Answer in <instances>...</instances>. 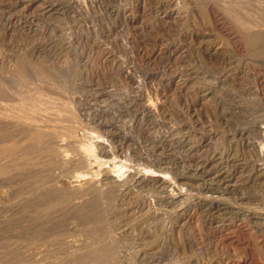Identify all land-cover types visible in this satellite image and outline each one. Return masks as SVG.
Returning a JSON list of instances; mask_svg holds the SVG:
<instances>
[{
  "label": "rangeland",
  "instance_id": "rangeland-1",
  "mask_svg": "<svg viewBox=\"0 0 264 264\" xmlns=\"http://www.w3.org/2000/svg\"><path fill=\"white\" fill-rule=\"evenodd\" d=\"M161 1L152 0V15H145L141 10L150 0H0V76L3 77H0L3 79L0 85L12 98L16 97L11 107L26 103L25 108L29 107L26 109L30 111L36 100L42 103L38 97L46 94V103L45 100V104L36 102L32 109L43 108L39 111L41 114L47 108L59 113L68 112L66 109L73 112L77 123L82 122V125L78 123L74 138L81 139L83 144H93L95 151L89 156L91 161L97 159H93L95 155L103 157L102 165L107 168L112 165L109 169H115L114 173L121 170L119 178L125 179L132 172L149 176L166 173L168 189L172 187V192H181L178 198L169 200L156 182L139 185L132 182L128 190L114 189L109 227L116 241L117 256L107 264H264V224L256 218L258 216L248 213V209L253 212L264 209V147L259 151L260 139L264 137V78H261L264 77V58L249 57L241 40L250 21V30L264 31V9H261L264 0H180L182 12L175 17L173 8L166 6L170 0ZM156 6L159 12H155ZM249 10L253 12L250 15ZM254 14H257L256 19ZM214 49L225 51L226 56L233 55L236 60L224 64L226 69L214 55ZM19 63L30 65V68L24 66L23 74L27 73L29 79L16 74L17 67H14ZM165 73L172 77L169 75V79ZM46 74L48 83L41 78ZM196 74V79L191 78ZM5 102L1 105L0 101V113L8 107ZM151 102L156 107L150 105ZM56 103L63 106L58 107ZM103 146L108 147L110 158L103 154ZM106 159L109 160L106 162ZM115 160L123 161L120 162L122 168H113L112 161L118 164ZM93 176L100 183L105 174L96 171ZM12 187L0 185V205L5 203L4 208L0 206L4 209L0 208V212L9 216L16 215V209L8 204L11 198H5L4 190L12 191ZM199 195L213 202H201ZM102 196L105 194L101 195V200L108 201L107 196ZM66 217L59 226L60 237L66 241L64 245H68L66 248L71 250L82 241L83 246L90 245L87 224L83 223L82 231L78 219ZM16 246L11 242L10 254L18 251ZM33 246L29 244L24 255L10 262L44 264L50 260L42 255L43 246L36 249ZM31 249L33 252L29 251ZM0 251V264H4L6 249L0 247Z\"/></svg>",
  "mask_w": 264,
  "mask_h": 264
},
{
  "label": "bare ground",
  "instance_id": "bare-ground-1",
  "mask_svg": "<svg viewBox=\"0 0 264 264\" xmlns=\"http://www.w3.org/2000/svg\"><path fill=\"white\" fill-rule=\"evenodd\" d=\"M26 1V0H25ZM35 1V0H34ZM46 1V0H45ZM70 1V0H69ZM86 1V0H85ZM102 1V0H101ZM114 1V0H113ZM124 1V0H123ZM169 1V0H167ZM192 1V0H191ZM237 1V0H236ZM240 1V0H239ZM248 1V0H247ZM49 2V1H48ZM135 2V1H134ZM166 2V1H164ZM171 2V1H170ZM252 2V1H251ZM261 2V1H260ZM47 3V2H46ZM119 3V2H118ZM132 3V2H131ZM238 5L242 7V3L237 2ZM264 3V2H263ZM79 4V3H78ZM103 4V3H102ZM228 4V3H227ZM234 4V3H233ZM251 4V3H250ZM254 3H252L253 6ZM256 4V2H255ZM68 5V4H67ZM158 5V4H157ZM166 5V3H165ZM164 6H171V3H167V5ZM194 5V4H193ZM259 5V4H258ZM255 5V6H258ZM263 5V4H262ZM59 6V5H58ZM75 6V5H73ZM131 6V5H130ZM162 6V7H163ZM240 6L238 8H240ZM248 6V5H247ZM260 6V5H259ZM128 7V6H127ZM232 7V4H231ZM243 6L242 8H244ZM62 8V7H61ZM92 8V7H91ZM131 8V7H130ZM168 8V7H167ZM184 8V7H183ZM234 8V7H233ZM236 8V7H235ZM234 8V9H235ZM246 8V7H245ZM172 8H170L171 10ZM255 9V8H254ZM258 9V8H256ZM260 9V7H259ZM258 9V11H259ZM262 10L264 8H261ZM260 9V10H261ZM22 10V9H21ZM90 10V9H89ZM127 10V9H126ZM233 10V9H231ZM237 11L239 9H236ZM235 10V11H236ZM243 10V9H242ZM246 10V9H245ZM248 10V9H247ZM252 10V9H250ZM249 10V11H250ZM106 11V10H105ZM117 11V10H116ZM163 11V10H162ZM168 11V10H167ZM164 10L163 12H167ZM234 11V10H233ZM237 15H239V11L237 12ZM253 11V10H252ZM250 11L249 15L253 12ZM264 11V10H263ZM262 11V13H264ZM45 12V11H44ZM68 12V11H67ZM78 12V11H77ZM173 12V11H172ZM171 12V13H172ZM182 12V11H181ZM20 13V12H19ZM66 13V12H65ZM72 13V12H71ZM75 13V12H74ZM96 13V12H95ZM133 14V12H131ZM218 13V12H217ZM257 13V11L255 12ZM261 13V12H260ZM4 14V13H3ZM35 14V13H34ZM39 15V13H37ZM49 14V13H48ZM70 14V13H69ZM115 14V13H114ZM186 14V13H185ZM258 14V13H257ZM257 14H254L257 15ZM43 15V14H42ZM41 15V16H42ZM63 15V14H62ZM61 15V16H62ZM76 15V14H75ZM166 15V14H165ZM242 15V13H241ZM3 16V15H2ZM52 16V15H51ZM133 16V15H132ZM164 16V15H163ZM244 16V14H243ZM261 16V15H260ZM259 16V17H260ZM4 17V16H3ZM117 17V16H116ZM249 17V16H247ZM246 17V20H248ZM251 17V16H250ZM253 17V16H252ZM251 17V18H252ZM257 16L253 17L256 19ZM9 18V17H8ZM46 18V17H45ZM67 18V17H66ZM81 18V17H80ZM101 18V17H100ZM112 18V17H111ZM6 19V18H5ZM39 19V18H38ZM86 19V18H85ZM262 17H260V20ZM1 20V19H0ZM80 20V19H79ZM91 20V19H90ZM244 20V19H243ZM246 20H244L246 22ZM254 20V19H253ZM7 21V20H6ZM17 21V20H16ZM51 21V20H50ZM58 21V20H57ZM115 21V20H114ZM129 21V20H128ZM187 21V20H186ZM256 21V20H255ZM259 21V20H258ZM263 24L264 20L262 19ZM35 22V21H34ZM94 22V21H93ZM106 22V21H105ZM229 22V21H228ZM238 23V22H237ZM244 23V22H243ZM249 23V22H248ZM252 24V22L250 21ZM261 23V22H260ZM48 24V23H47ZM235 24V23H234ZM241 23H238V25ZM246 24V23H245ZM247 26L243 32L244 34L241 35V40H243V47L247 52V55L249 57L255 58H261V60L264 58V31H252L249 28L250 25ZM15 25V24H14ZM35 25V24H34ZM77 25V24H76ZM83 25V24H82ZM184 25V24H183ZM248 25V24H247ZM258 26V24L256 23ZM255 25V26H256ZM261 25V24H260ZM50 26V25H49ZM128 26V25H127ZM246 26V25H245ZM9 27V26H8ZM108 27V26H107ZM262 27V26H261ZM30 28V27H29ZM128 28V27H127ZM133 28V27H132ZM238 28V27H237ZM263 28V27H262ZM261 28V29H262ZM2 29V28H1ZM87 29V28H86ZM171 29V27H170ZM178 29V28H177ZM236 29V28H235ZM256 29V27H255ZM264 29V28H263ZM100 30V29H99ZM159 30V29H158ZM191 30V29H190ZM239 30V29H238ZM237 30V31H238ZM242 30V29H241ZM259 30V29H258ZM1 31V30H0ZM240 31V30H239ZM4 32V31H3ZM189 32V31H188ZM230 32V31H229ZM184 33V32H183ZM241 33V32H239ZM1 34V33H0ZM124 34V33H122ZM236 34V33H235ZM240 35V34H239ZM162 36V35H161ZM166 36V35H165ZM75 37V36H74ZM239 37V36H238ZM52 38V37H51ZM79 39V38H78ZM82 40V39H81ZM96 40V39H95ZM173 40V39H172ZM240 40V41H241ZM58 41V40H57ZM71 41V39H70ZM77 41V40H76ZM171 41V40H170ZM213 41V40H212ZM81 42V41H80ZM190 42V41H189ZM201 42V41H200ZM84 43V42H83ZM82 43V44H83ZM102 43V42H101ZM183 44V43H182ZM200 44V43H199ZM198 44V45H199ZM221 44V43H220ZM50 45V44H49ZM75 45V44H74ZM163 45V44H162ZM67 46V45H66ZM85 47V45H83ZM109 46V45H108ZM137 46V45H136ZM226 46V45H225ZM199 47V46H198ZM217 47V46H216ZM224 47V45L222 46ZM241 47V46H240ZM197 48V47H196ZM57 49V48H56ZM76 49V48H75ZM193 49V48H192ZM201 49V48H200ZM220 49V48H219ZM226 49V48H225ZM96 50V49H95ZM129 50V49H128ZM232 50V49H231ZM176 51V50H175ZM237 51V50H236ZM227 52V51H226ZM230 52V51H228ZM231 53V52H230ZM214 55L219 58V62L224 64H230L234 62L232 56L225 55V51H217L214 49ZM246 55V56H247ZM214 56V57H215ZM168 57V56H167ZM190 57V56H189ZM235 57V56H233ZM188 59V58H187ZM249 59V58H246ZM22 59H19V61ZM24 60V59H23ZM105 60V59H104ZM203 60V59H202ZM252 60V58H251ZM26 61V60H25ZM170 59L168 60V62ZM192 61V60H191ZM199 61V60H198ZM217 61V62H218ZM238 61V60H237ZM24 62V61H23ZM34 62V61H33ZM190 62V61H189ZM194 62V61H193ZM248 62V61H247ZM254 62V61H253ZM252 62V63H253ZM18 63V62H17ZM27 63H29L27 61ZM31 63V62H30ZM29 63V64H30ZM238 63V62H237ZM19 63L18 66L15 65L16 74L22 75V77H26L25 73V67L30 65H26V63ZM33 64V63H32ZM31 64V65H32ZM35 64V63H34ZM202 64V63H201ZM211 64V63H210ZM217 64V63H216ZM236 64V62H235ZM234 64V65H235ZM251 64V63H250ZM254 64V63H253ZM258 64V63H257ZM62 65V64H61ZM233 65V64H232ZM238 65V64H237ZM25 66V67H24ZM35 66V65H34ZM82 66V65H81ZM149 66V65H148ZM173 66V65H172ZM188 66V65H187ZM219 66V65H218ZM227 69L226 65H224ZM230 66V65H229ZM228 66V67H229ZM242 66V65H241ZM251 66V65H250ZM258 66V65H257ZM236 67V66H235ZM238 67V66H237ZM259 67V66H258ZM37 68V67H36ZM224 68V69H225ZM232 68V67H230ZM39 68H37V74ZM69 69V68H68ZM238 69V68H236ZM251 69V67H250ZM254 69V68H253ZM233 71L232 69H230ZM235 70V69H234ZM241 70V69H240ZM239 70V71H240ZM4 71V70H3ZM41 71V70H40ZM48 71V70H47ZM50 71V70H49ZM170 71V70H169ZM245 71V69H243ZM252 71V70H251ZM250 71V72H251ZM32 72V71H31ZM43 72V71H42ZM213 72V71H212ZM221 72V71H220ZM236 72V71H235ZM249 72V71H248ZM258 72V71H257ZM7 73V71H6ZM49 73V72H48ZM181 73V71H180ZM184 73V72H183ZM194 73V72H193ZM223 73V72H222ZM230 74V72H228ZM234 73V71H233ZM244 73V72H243ZM247 73V72H246ZM261 73V72H260ZM264 73V72H263ZM261 73V74H263ZM1 74V73H0ZM32 74L34 75L35 72ZM56 74V73H55ZM72 74V73H70ZM167 74V73H165ZM185 74V73H184ZM191 74V73H190ZM227 74V73H226ZM228 74V76H229ZM252 74V73H251ZM255 74V73H254ZM257 74V73H256ZM259 74V72H258ZM9 75V74H8ZM36 75V74H35ZM37 79V76H35ZM45 75H39L44 78H42V81H45L47 79ZM168 75V74H167ZM166 75V76H167ZM171 75V74H169ZM167 76L168 78L170 76ZM218 75V74H217ZM244 75V74H243ZM253 75V74H252ZM32 76V75H31ZM174 76V75H173ZM183 76V75H180ZM187 77V75H184ZM207 76V75H206ZM223 76V75H222ZM234 76V75H233ZM233 76L231 78V81L233 79ZM236 76V75H235ZM246 76V75H244ZM251 76V75H250ZM247 75V77H250ZM258 76V75H257ZM256 75L254 77H257ZM2 77V76H0ZM21 77V76H20ZM172 77V75H171ZM189 77V75H188ZM192 77H198L197 74ZM224 77V76H223ZM237 77V76H236ZM246 77V78H247ZM253 77V76H251ZM253 77V78H254ZM261 77V76H260ZM3 78V77H2ZM16 78V77H15ZM19 78V76H18ZM17 78V79H18ZM49 78V76H48ZM228 78V77H227ZM238 78H240L238 76ZM234 77L235 79H238ZM245 78V77H243ZM262 79L264 77H261ZM1 79V78H0ZM26 79H29L26 77ZM35 79V78H34ZM35 79V81H36ZM44 79V80H43ZM170 79V78H169ZM196 79V78H195ZM205 79V78H204ZM222 79V78H221ZM251 79V78H248ZM3 81V79H1ZM22 80V79H21ZM25 80V79H24ZM40 80V78H39ZM182 80V79H181ZM184 80V79H183ZM240 80V79H239ZM256 80V79H255ZM1 81V83H2ZM8 81V80H7ZM28 81V80H25ZM38 81V80H37ZM97 81V80H96ZM143 81V80H142ZM168 81V80H167ZM171 81V80H170ZM169 81V82H170ZM213 81V80H212ZM230 81V82H231ZM241 81V80H240ZM247 81V80H246ZM46 82V81H45ZM98 82V81H97ZM179 82V81H178ZM222 82V81H221ZM227 82V81H226ZM244 82V81H243ZM26 83V82H23ZM30 83V82H29ZM37 83V82H36ZM48 83V82H46ZM213 83V82H212ZM216 83V82H215ZM237 83V81L235 82ZM258 83V81H257ZM28 84V82L26 83ZM88 84V83H87ZM97 84V83H96ZM143 84V83H142ZM147 84V83H146ZM208 84V83H207ZM239 84V83H238ZM241 84V82H240ZM260 84V83H259ZM258 84V85H259ZM2 85V84H1ZM0 85V101L2 105V101H6L5 103H8V107H6L5 112L0 113V185L8 186L14 188L12 191L4 190L5 198L10 197L11 201L8 203L9 205L15 207L16 209V215L9 216L7 214H3L0 212V247L6 249L5 254V261L4 264H28L27 262H10L11 259H17L20 258L21 255H24V251L27 250V246L29 244L35 245L36 247L43 246L41 248L42 255H45L50 258V264H107L111 260L116 258V241L115 238L112 237L110 233V220H109V214L111 212V198L112 196H115L112 194L113 190L120 187V189H129L130 184L136 183V184H148L156 182L164 190V194H166L165 197H167L169 200H175L181 195L180 191H174L172 192L171 188H169V182L165 180L164 174L166 173H155L151 174V176L132 172L129 173L128 177L125 179H122L121 177V170L115 169H109L112 165L108 166V168L105 165H102V162H104V158L99 156H93L97 157V159L94 161H91L90 155H92L93 150V144H83V141L77 140L74 138L75 132L78 127V118L76 120V115H74L73 112H69V110L66 109L65 113H59L55 112L53 110H48L44 113H40V109H32L34 104L40 103L36 100L32 101L33 103L32 107L29 104L28 106L31 107V110H29V107L26 109V103L25 106H22L23 104L17 105V107H11V105H15L14 100L15 98H12L4 86ZM6 85V84H3ZM9 87V84H7ZM31 85V84H30ZM84 85V84H83ZM155 85V84H154ZM195 85V84H194ZM199 85V84H198ZM242 85V84H241ZM139 86V85H138ZM151 86V85H150ZM173 86V85H172ZM237 86V85H236ZM240 86V85H238ZM243 86V85H242ZM47 86H45L46 88ZM222 87V86H221ZM245 87V86H244ZM263 87V86H262ZM261 87V88H262ZM11 86V90H12ZM20 88V87H19ZM18 88V89H19ZM144 88V87H143ZM150 88V87H149ZM155 88V87H154ZM201 88V86H200ZM207 88V87H206ZM264 88V87H263ZM41 89V88H40ZM61 89V88H60ZM212 89V88H211ZM21 90V89H20ZM30 90V89H29ZM39 90V89H38ZM57 90V87H56ZM59 90V89H58ZM77 90V89H76ZM202 90V89H201ZM208 90V89H207ZM264 90V89H263ZM262 90V91H263ZM17 91V90H16ZM37 91V90H36ZM140 91V89H139ZM146 91V90H145ZM211 92V90H209ZM215 91V90H214ZM13 92V91H12ZM30 92V91H29ZM32 92V91H31ZM30 92V93H31ZM62 92V91H61ZM60 92V93H61ZM152 92V91H151ZM259 92V91H258ZM261 92V91H260ZM10 93V92H9ZM15 93V92H13ZM18 93V92H16ZM20 93V92H19ZM40 93L41 92H36ZM73 93V91L71 92ZM104 93V92H103ZM153 93V92H152ZM158 93V92H157ZM180 93V92H179ZM191 93V92H190ZM206 93V92H205ZM236 93V92H235ZM45 94V93H44ZM143 94V93H142ZM164 94V93H163ZM223 94V93H222ZM262 94V93H261ZM19 95V94H18ZM46 95V94H45ZM41 96L38 94L37 96H40L38 98L42 99V103L44 102V96ZM239 95V94H238ZM13 96V95H12ZM23 96V94H22ZM66 96V95H65ZM72 96V95H71ZM79 96V95H78ZM136 96V95H135ZM154 96V95H153ZM167 96V95H166ZM186 96V95H185ZM201 96V95H200ZM260 96V95H259ZM18 97V96H17ZM43 97V98H41ZM52 97V95H51ZM84 97V96H83ZM239 97V96H238ZM264 97V95H263ZM27 98L25 96V102L27 101ZM47 100V96L45 97ZM54 98V97H53ZM131 98V97H130ZM202 98V97H201ZM244 98V97H243ZM51 99V98H50ZM59 99V98H58ZM57 99V100H58ZM155 99V98H154ZM207 99V98H206ZM211 99V96H210ZM230 99V98H229ZM19 99H17L18 101ZM45 100V103H46ZM55 100V98H54ZM61 100V99H60ZM59 100V101H60ZM158 100V99H157ZM217 99L215 98V101ZM242 100V99H241ZM263 100V99H262ZM23 101V100H22ZM51 101V100H50ZM69 101V100H68ZM131 101V100H130ZM137 101V100H135ZM204 101V100H203ZM237 101V100H235ZM240 101V100H239ZM28 102V101H27ZM49 102V101H48ZM53 102V101H52ZM56 102V101H54ZM53 102V103H54ZM62 101H60L61 103ZM90 102V101H89ZM150 102V101H149ZM148 102V103H149ZM157 102V101H156ZM19 103V102H16ZM40 103V104H42ZM43 103V104H45ZM59 103V102H58ZM63 103V102H62ZM65 103V102H64ZM94 103V102H93ZM146 103V102H145ZM152 103V102H151ZM217 102H214V104ZM239 103V102H238ZM32 104V103H31ZM49 104V103H48ZM236 103H234L235 105ZM242 104V103H240ZM247 104V103H246ZM264 104V103H263ZM3 105H5L3 103ZM37 105V104H36ZM56 105H58L56 103ZM66 105V104H65ZM64 105V107H65ZM76 105V104H75ZM153 106V103L150 104ZM149 105V106H150ZM166 105V104H165ZM221 105V104H220ZM63 105H58V107H61ZM80 106V105H79ZM86 106V105H85ZM148 106V107H149ZM155 106V105H154ZM153 106V107H154ZM180 106V105H179ZM240 106V105H239ZM245 106V105H244ZM261 106V105H260ZM1 107V106H0ZM67 107V105H66ZM137 107V106H136ZM156 107V106H155ZM238 107V106H237ZM242 107V106H241ZM57 108V107H56ZM63 108V107H62ZM70 108V107H68ZM75 108V107H74ZM104 108V107H103ZM168 108V107H166ZM235 108V107H234ZM243 108V107H242ZM247 108V107H246ZM261 108V107H260ZM155 109V108H154ZM187 109V108H186ZM245 109V108H244ZM244 109L242 111H244ZM249 108H247L248 110ZM58 110V109H57ZM137 110V109H136ZM157 110V109H156ZM168 110V109H167ZM174 110V109H173ZM241 110V109H239ZM2 111V110H0ZM4 111V110H3ZM40 111V112H39ZM43 111V110H42ZM58 111H61V108H59ZM74 111V110H73ZM78 111V110H77ZM90 111V110H89ZM95 111V110H94ZM105 111V110H104ZM177 111V110H176ZM187 111V110H186ZM261 111V110H260ZM64 112V111H63ZM143 112V111H142ZM156 112V111H155ZM163 112V111H162ZM237 112V111H236ZM239 112V111H238ZM237 114H242L238 113ZM241 112V111H240ZM246 112V110L244 111ZM250 112V111H248ZM252 112V111H251ZM256 112V111H255ZM253 112V113H255ZM79 113V112H78ZM77 113V114H78ZM135 113V112H134ZM184 113V112H183ZM187 113V112H186ZM192 113V112H191ZM222 113V112H221ZM259 113V111H257ZM256 113V114H257ZM262 113V111H261ZM137 114V113H136ZM148 114V113H147ZM228 114V113H227ZM249 114V113H248ZM247 115V114H246ZM253 116L255 114H252ZM76 116V117H75ZM82 116V115H81ZM143 116V115H142ZM167 116V115H166ZM234 116V115H233ZM105 117V116H104ZM174 117V116H173ZM229 117V116H228ZM232 117V116H231ZM244 117V116H243ZM263 117V116H262ZM81 118V117H80ZM142 118V117H141ZM172 118V117H171ZM157 119V117H156ZM173 119V118H172ZM97 120V119H96ZM99 120V119H98ZM140 120V119H139ZM154 120V119H153ZM171 120V119H170ZM217 120V119H216ZM157 121V120H156ZM172 121V120H171ZM176 121V119H175ZM106 122V120H105ZM135 122V121H134ZM138 122V121H137ZM174 122V121H173ZM80 123L81 120H80ZM79 123V124H80ZM146 123V122H145ZM172 123V122H171ZM176 123V122H175ZM178 123V122H177ZM260 123V122H259ZM85 124V123H84ZM137 124V123H136ZM151 124V123H149ZM82 125V124H80ZM134 125V124H133ZM176 125V124H175ZM114 126V125H113ZM135 126V125H134ZM138 126V125H137ZM148 126V125H147ZM227 126V125H226ZM85 127V126H84ZM97 127V126H96ZM118 127V126H117ZM116 127V128H117ZM182 127V126H181ZM191 127V126H190ZM95 128V127H94ZM106 128V127H105ZM212 128V127H211ZM210 128V129H211ZM228 128V127H227ZM95 130V129H94ZM99 130V129H98ZM172 130V129H171ZM197 130V129H196ZM258 130V129H257ZM116 131V130H115ZM201 131V130H200ZM259 131L261 132L262 129ZM258 131V132H259ZM144 132V131H143ZM149 132V131H148ZM264 132V131H263ZM91 133V132H90ZM116 133V132H115ZM205 133V132H204ZM262 134V133H261ZM65 135V136H64ZM85 135V134H84ZM88 135V134H87ZM116 135V134H115ZM150 135V134H149ZM241 135V134H240ZM90 136V135H89ZM103 136V135H102ZM194 136V135H193ZM197 136V135H196ZM257 136V135H255ZM264 136V135H262ZM99 137V136H98ZM114 137V136H113ZM154 137V136H153ZM97 138V137H96ZM95 138V139H96ZM155 138V137H154ZM193 138V137H192ZM261 138V137H260ZM88 139V138H87ZM209 139V138H208ZM229 139V138H228ZM83 140V138H82ZM100 140V139H99ZM158 140V139H157ZM233 140V139H232ZM259 142V151L263 150L264 147V137L260 139ZM90 141V140H89ZM214 141V140H213ZM160 142V141H159ZM171 142V141H170ZM233 143V142H232ZM112 144V143H111ZM192 144V143H191ZM190 144V145H191ZM195 144V143H194ZM202 144V143H201ZM96 145V144H94ZM114 145V144H113ZM112 145V146H113ZM99 146V144H98ZM102 146V145H101ZM151 146V145H150ZM168 146V145H167ZM209 146V145H208ZM258 145L256 144V147ZM175 147V146H174ZM180 147V146H179ZM103 148V154L105 156L110 155V151L105 148ZM229 148V147H228ZM98 149V148H97ZM124 149V148H123ZM176 149V148H175ZM235 149V148H234ZM233 149V151H234ZM242 149V148H241ZM246 149V148H245ZM251 149V148H250ZM101 150V149H100ZM252 150V149H251ZM115 151V149H114ZM121 151V150H120ZM200 151V150H199ZM227 151V150H226ZM229 151V150H228ZM101 152V151H100ZM206 152V151H205ZM237 153V152H236ZM245 153V152H244ZM113 154V153H112ZM161 154V153H160ZM235 152L233 153V155ZM250 154V153H249ZM260 154V153H259ZM258 154V155H259ZM175 155V154H174ZM262 155V154H261ZM124 156V155H123ZM181 156V155H180ZM231 156V155H230ZM114 157V155H113ZM133 157V156H132ZM137 157V156H136ZM158 157V156H157ZM184 157V156H183ZM264 157V156H263ZM110 158V157H109ZM121 158V157H120ZM239 158V157H238ZM92 159V160H93ZM114 159V158H113ZM175 159V158H174ZM109 159H106V162ZM111 160V159H110ZM120 160V159H119ZM115 160L118 161L113 162V168H122V165L120 162H123L122 160ZM157 160V159H156ZM164 160V159H163ZM145 161V160H144ZM183 161V160H182ZM249 161V160H248ZM149 162V161H148ZM160 162V161H159ZM126 163V162H125ZM135 163V162H134ZM152 163V162H151ZM237 163H239L237 161ZM248 163V162H247ZM254 163V162H253ZM120 164V165H119ZM145 164V163H144ZM150 164V163H149ZM148 164V165H149ZM175 164V163H174ZM236 164V163H232ZM241 164V163H240ZM264 164V163H263ZM179 165V163H178ZM215 165V164H214ZM238 165V164H237ZM129 166V165H128ZM146 166V165H145ZM235 165H233L234 167ZM242 166V165H241ZM240 166V167H241ZM83 167L85 168L83 169ZM166 167V166H165ZM195 167V166H194ZM94 168V169H93ZM129 168V167H128ZM127 168V169H128ZM189 168V167H188ZM211 166L209 167L210 170ZM261 168V167H260ZM97 169V170H96ZM137 169V168H136ZM158 169V168H157ZM160 169V168H159ZM201 169V168H200ZM203 169V168H202ZM215 169V168H214ZM232 169V168H231ZM264 169V167H263ZM96 171H103L105 174V177L101 180L99 183L94 176L93 172ZM128 171V170H126ZM138 171V170H137ZM165 171V170H164ZM201 171V170H200ZM198 171V173L200 172ZM264 171V170H263ZM139 172V171H138ZM142 172V171H141ZM154 172V171H153ZM161 172V170H160ZM184 172V171H183ZM187 172V171H186ZM124 173V172H123ZM192 173V172H190ZM150 174V173H149ZM188 174V173H187ZM194 174V173H193ZM204 174V173H203ZM259 174V173H258ZM103 175V174H102ZM181 175V174H180ZM190 175V174H189ZM197 175V174H196ZM201 175V174H200ZM264 175V174H263ZM185 176V175H184ZM192 176V175H191ZM99 178V177H98ZM172 178V177H171ZM186 178V177H185ZM203 178V176H202ZM235 178V177H234ZM209 179V178H208ZM223 180V179H222ZM241 180V179H240ZM173 181V180H172ZM217 181V180H216ZM224 181V180H223ZM213 182V181H212ZM258 182V181H257ZM262 182V181H261ZM172 182L170 181V184ZM187 183V182H186ZM224 183V182H223ZM176 184V183H174ZM173 184V185H174ZM203 184V183H202ZM240 184V183H239ZM158 185V186H159ZM172 185V184H171ZM181 185V184H180ZM226 185V184H225ZM179 185L177 184V187ZM185 186V185H184ZM199 186V184H198ZM249 186V185H248ZM142 187V186H141ZM176 187V188H177ZM180 187V186H179ZM192 187V186H191ZM204 187V186H203ZM212 187V186H211ZM140 188V186H139ZM154 188V187H153ZM182 188V187H180ZM185 188V187H184ZM9 189V188H8ZM119 189V191H120ZM138 189V188H137ZM195 189V188H194ZM204 189V188H203ZM3 190V189H2ZM169 190V191H168ZM176 190V189H175ZM178 190V189H177ZM115 191V193H116ZM144 191V190H143ZM119 193V192H118ZM125 193V192H124ZM160 193V192H159ZM184 193V192H183ZM196 193V192H195ZM203 193V192H202ZM207 193V192H206ZM251 193V192H250ZM105 194L107 196L108 201L101 200V195ZM162 194V193H161ZM198 194V193H197ZM201 194V193H200ZM242 194V193H241ZM244 194V193H243ZM252 194V193H251ZM86 195V197H84ZM147 195V194H146ZM159 195V194H158ZM203 195V194H201ZM223 195V194H222ZM225 195V194H224ZM240 195V194H239ZM104 196V197H105ZM154 196V195H153ZM209 196V195H207ZM215 196V195H214ZM242 196V195H241ZM252 196V195H250ZM1 197V196H0ZM102 196V198H104ZM199 199L201 202L204 203H212L213 200L203 197L199 195ZM211 197V196H210ZM218 197V196H215ZM244 197V196H243ZM182 198V197H181ZM220 198H224L221 197ZM4 199V198H2ZM165 199V198H164ZM249 199V198H247ZM261 199V198H260ZM179 200V199H178ZM225 200V198L223 199ZM238 200V199H237ZM241 200V199H240ZM253 200V199H252ZM6 201V199H5ZM180 201V200H179ZM247 201V200H246ZM2 202V200L0 201ZM170 202V201H169ZM173 202V201H172ZM176 202V201H175ZM197 202V201H196ZM240 202V201H239ZM4 203V202H3ZM182 203V202H181ZM229 203V202H228ZM251 203V202H250ZM255 203V202H254ZM5 204V203H4ZM0 205L2 208H4L5 205ZM184 204V203H183ZM209 204V205H210ZM176 205V204H175ZM202 205V204H201ZM204 205V204H203ZM225 206V205H224ZM256 206V205H255ZM0 207V208H1ZM226 207V206H225ZM236 207V206H235ZM252 207V206H251ZM254 207V206H253ZM260 207V206H259ZM264 207V206H263ZM1 208V209H2ZM10 209V207H8ZM208 208V207H205ZM221 208V207H220ZM245 208V206H244ZM258 208V207H257ZM148 209V208H147ZM4 210V209H2ZM1 210V211H2ZM13 211V210H12ZM15 211V210H14ZM148 211V210H145ZM4 212V211H3ZM7 212V210L5 211ZM131 212V211H130ZM150 212V211H149ZM148 212V213H149ZM10 213V211H9ZM8 213V214H9ZM246 213V212H245ZM248 213L255 214L256 218L262 220L261 224H264V209L258 210V211H252L248 209ZM13 214V213H12ZM115 214V213H114ZM186 214V213H185ZM229 214V213H228ZM245 215V214H244ZM75 217L79 220V224L82 226L83 231V223L85 225L87 224V231L91 237L90 245H84L83 242L79 245L73 244V249H68L70 251H67L66 248L68 245H64L65 242L60 237V222L64 217ZM247 216V214H246ZM254 216V215H252ZM66 217V219H68ZM74 218V219H75ZM111 218V217H110ZM238 220V219H237ZM243 220V219H242ZM71 221V220H70ZM249 221V220H248ZM231 222V221H230ZM232 223V222H231ZM65 224V223H64ZM216 224V223H215ZM250 224V223H249ZM67 225V224H66ZM226 225V224H225ZM214 227V226H213ZM222 227V226H221ZM231 228V227H230ZM59 230V231H58ZM244 230V229H243ZM81 231V232H82ZM86 231V230H85ZM64 233V232H63ZM87 233V232H86ZM116 234V233H115ZM87 235V234H86ZM88 235V236H89ZM220 235V234H219ZM80 236V235H79ZM78 236V237H79ZM67 237V236H66ZM81 238V237H80ZM65 239V238H64ZM88 239H90L88 237ZM239 241V240H238ZM12 243H15L18 247V251H16L14 254L8 249V246ZM25 242V243H24ZM81 242V240L79 241ZM73 243V242H71ZM118 244V243H117ZM220 244V243H219ZM27 245V246H26ZM13 248V247H12ZM33 248V249H34ZM67 250H66V249ZM72 248V247H71ZM233 248V247H232ZM3 250V249H2ZM1 250V251H2ZM12 250V249H11ZM0 251V252H1ZM29 251H32L29 250ZM37 251V250H36ZM33 252V251H32ZM31 252V253H32ZM29 253V255H31ZM231 253V252H230ZM40 254V253H37ZM62 254V256H61ZM35 255V254H34ZM33 255V256H34ZM38 255H35V257ZM43 256V257H45ZM2 257V256H1ZM24 257V256H22ZM31 257V256H30ZM34 257V258H35ZM120 257V256H119ZM41 258V257H39ZM38 258V259H39ZM240 258V257H239ZM30 259V258H29ZM36 259V258H35ZM34 259V260H35ZM43 259V258H42ZM28 260V259H27ZM32 260V261H31ZM31 263L33 262V259H31ZM44 260V259H43ZM233 260V259H232ZM16 261V260H15ZM20 261V260H19ZM37 261V259L35 260ZM42 261V260H41ZM49 261H45L49 264ZM40 262V261H39ZM3 263V262H2ZM43 263V262H42ZM44 263V264H46ZM113 263V262H111ZM37 264H39L37 262ZM115 264V263H114ZM244 264V263H243Z\"/></svg>",
  "mask_w": 264,
  "mask_h": 264
},
{
  "label": "built area",
  "instance_id": "built-area-1",
  "mask_svg": "<svg viewBox=\"0 0 264 264\" xmlns=\"http://www.w3.org/2000/svg\"><path fill=\"white\" fill-rule=\"evenodd\" d=\"M166 0H162L161 2H164ZM171 1V8H173V16L176 15V14H179L181 13V4H180V0H170ZM134 8V7H133ZM113 9V7L111 8V10ZM153 4H152V0H150V3L147 4L142 8L141 12L145 15H148V14H151L152 15V10H153ZM135 10V9H134ZM158 10L159 12V9L157 8L156 6V9H155V12ZM137 11V10H136ZM134 11V13L136 12ZM175 17V16H174ZM177 17V16H176Z\"/></svg>",
  "mask_w": 264,
  "mask_h": 264
}]
</instances>
